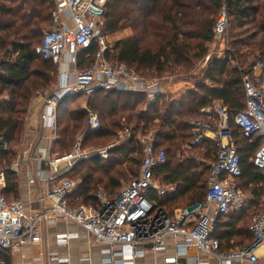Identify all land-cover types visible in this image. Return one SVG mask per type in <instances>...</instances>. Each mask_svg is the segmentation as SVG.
I'll use <instances>...</instances> for the list:
<instances>
[{"label": "trees", "instance_id": "obj_1", "mask_svg": "<svg viewBox=\"0 0 264 264\" xmlns=\"http://www.w3.org/2000/svg\"><path fill=\"white\" fill-rule=\"evenodd\" d=\"M259 2L107 1L103 23L105 35L127 28L132 30V35L112 43L104 53V59L133 70L144 80H159L168 73L187 75L195 61L206 57L207 45L212 43L214 25L222 7L228 14L229 49L224 59H209L206 80L210 84L196 83L193 90L177 100H170L169 94L163 93L155 103L147 105V97L142 93L96 90L86 99L79 95L60 102L56 111L54 155L70 153L74 139L79 135H84L82 149H85L97 142L116 143L120 133L126 130L131 133L130 138L110 150L107 160L98 157L83 160L63 175L80 180L70 197L73 206L97 207L95 194L98 186L110 198H115L121 179H126L127 175L137 178L142 161L138 137L151 131L155 132V146L166 154V163L156 169L155 180L163 185H175L177 191L165 198H159L151 191L148 199L169 214L175 209L191 208L201 203L217 151L212 143L207 142L192 151L202 152L203 159L199 161L195 157L181 161L177 154L191 138L188 120L196 117L200 109L220 101L229 112L237 141L242 172L239 186L248 192L252 202L226 220L219 218L215 238L219 241L220 252L252 243L248 224L254 216L264 213V180L251 162L261 141L244 139L233 126L232 117L244 108L242 73H251L256 62L264 65V1ZM54 3L55 0H0V95L9 94L11 98L10 103L0 105V136L8 144L7 150L0 148V167L7 179L4 191L7 200H14L8 197V193L14 191L15 173L7 165L13 158L12 149L20 143L22 119L35 92L55 83L58 76L57 66L39 59L34 52L43 29L52 23ZM96 52V46H92L82 53L77 69H89ZM83 100L87 101V110L80 108ZM89 112L97 115L98 130L87 128ZM3 161L7 162L5 166ZM0 260L8 264L4 252H0Z\"/></svg>", "mask_w": 264, "mask_h": 264}, {"label": "built area", "instance_id": "obj_2", "mask_svg": "<svg viewBox=\"0 0 264 264\" xmlns=\"http://www.w3.org/2000/svg\"><path fill=\"white\" fill-rule=\"evenodd\" d=\"M108 0H55L51 11L54 27L43 32L40 43L35 47V55L59 68L63 63L70 67L68 82L56 85L43 98L48 116H42L50 127L56 128V110L60 102L69 97L83 96L85 99L96 90L142 93L147 97V105L156 102L165 93L158 80H144L133 70L122 65L111 64L104 59V53L111 48L109 35L103 32L105 6ZM228 14L225 7L219 11L213 29V43L219 48L216 58L224 59L229 49L226 39ZM92 46H96L93 65L84 71L78 70V58ZM210 55L205 57L209 61ZM241 82L244 93V108L232 117L233 126L244 139H260L251 162L264 180V65L256 62L251 73L243 72ZM9 94L0 95V105L10 103ZM147 107V106H146ZM146 107L144 110H146ZM227 108L214 101L202 108L196 117L190 118V141L183 146L184 152L212 143L217 151L210 166L208 185L204 199L191 208H178L172 213L158 209L148 199L153 191L159 198L175 194V185H163L155 180L156 169L166 163L164 150L155 146V132L138 137L141 145L142 161L138 177L123 187L115 198H110L102 189L96 191L97 207L73 206L71 195L79 181L63 177L77 163L98 157L107 160L110 150L125 139L130 138L129 130L120 133L116 143L97 149H82L84 135H79L70 153L54 156L47 160L49 181L57 182L45 188L44 200L47 207L41 211L26 212L18 200H7L5 171L0 167V252H9L28 242H39V230L44 221L62 219L82 227L95 241L109 246L107 264H134L146 250H153L167 239H180L175 246L174 256L165 258L166 264H176L188 251L213 257L218 264H259L264 256L257 251L264 249V213L254 216L247 230L252 243L229 252L219 251V241L215 238L219 218L247 208L252 202L239 186L242 175L240 156L233 128L230 125ZM87 128H100L96 114L88 113ZM0 148L8 149V144L0 136ZM264 206V200H263ZM116 259V260H115ZM195 263H199L197 258ZM0 264H6L0 260Z\"/></svg>", "mask_w": 264, "mask_h": 264}, {"label": "crops", "instance_id": "obj_3", "mask_svg": "<svg viewBox=\"0 0 264 264\" xmlns=\"http://www.w3.org/2000/svg\"><path fill=\"white\" fill-rule=\"evenodd\" d=\"M128 36L126 34L122 38ZM69 73L70 67L63 63L58 68L56 85L68 82ZM82 105L86 109L85 104ZM27 110L28 116L23 121V140L12 149L13 158L7 165L15 173L16 182L14 191H9L8 197L18 200L26 212H31L47 207L44 190L46 186L57 182L49 181L47 166V160L57 156L52 154L57 137L56 128L52 129L42 118L50 114L43 98H32ZM6 163L3 161L2 164L5 166ZM39 236V242H28L20 248L4 252L8 264H107L106 259L110 257L107 244L95 241L82 227L70 221L58 218L44 221L40 226ZM180 243V239H167L163 245L146 250L141 257L134 259V264H166L165 258L174 256L175 246ZM257 254L264 256V249L258 250ZM195 258L199 263H195ZM176 264L218 263L215 258L206 254L188 251ZM259 264H263L262 259Z\"/></svg>", "mask_w": 264, "mask_h": 264}, {"label": "rangeland", "instance_id": "obj_4", "mask_svg": "<svg viewBox=\"0 0 264 264\" xmlns=\"http://www.w3.org/2000/svg\"><path fill=\"white\" fill-rule=\"evenodd\" d=\"M264 0H260L259 4H262ZM259 14H261V12H259ZM263 14V11H262ZM52 22V21H51ZM54 27V23L52 22L50 24V26H47L43 29V32L51 29ZM228 32H229V26L227 28L226 31V39L228 37ZM127 35L131 36L132 35V30L130 28L124 29L118 33H115L113 35H110V42L114 43L115 40H119L121 39L123 36L125 37ZM131 34V35H130ZM128 36V37H129ZM208 47V53L206 55V57L208 55H210V58H214L216 57V53L217 50L219 48V44L218 43H210L207 45ZM210 61V60H209ZM206 61L205 58L201 59L199 61H195L193 68L189 71V73L187 75H183V74H167L165 75V77L159 79L158 81L161 83V86L163 88V90L165 91L166 95L169 94L170 96V100H177L180 98L181 95H184L186 92L193 90L195 88V84L196 83H205V84H210L207 80H206V76H207V70H208V62ZM176 73V72H175ZM58 81V76L56 77V82L53 83L52 85H50L49 87L43 88V89H38L35 94L33 95L32 98L36 97V94H41L43 96V98H46V96L49 95L50 92H52L54 90V87L56 86V83ZM85 104L86 106V110H87V101H81L80 104V108L83 109V105ZM28 116V110H26V114L24 115L23 119H22V133L21 136L19 138V142L21 143L23 140V121L25 120V118ZM78 137V136H77ZM76 137V138H77ZM76 138L74 140H76ZM19 143V144H20ZM108 144H103L102 142H97L95 144H91L88 147L85 148V150H93V149H97L100 148L102 146H107ZM202 152H197L194 153L192 151L190 152H184V150L182 149L181 152H179L177 154V158L179 160L182 161L183 158H187V157H195L198 161L203 159L202 157ZM133 179V177L127 175L126 179H121V184H120V188L118 189L119 192L120 190L125 187L126 185H128L130 183V181ZM102 189L104 192L105 190L101 187L98 186L96 188V191L98 189ZM207 189V187H206ZM106 193V192H105ZM243 193L250 198L251 196L248 194V192H244ZM246 223V221H244V224ZM240 248V247H239ZM238 249V248H237ZM236 250V249H233Z\"/></svg>", "mask_w": 264, "mask_h": 264}]
</instances>
